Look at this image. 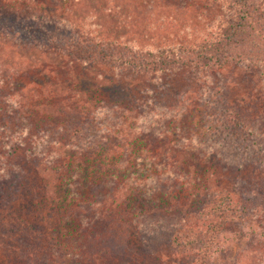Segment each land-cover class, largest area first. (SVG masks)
Returning a JSON list of instances; mask_svg holds the SVG:
<instances>
[{"label":"trees","instance_id":"1","mask_svg":"<svg viewBox=\"0 0 264 264\" xmlns=\"http://www.w3.org/2000/svg\"><path fill=\"white\" fill-rule=\"evenodd\" d=\"M49 2L61 9L49 20L36 0L10 6L43 27L26 45L43 82L26 92L32 81L0 62V264H215L226 227L264 191V0ZM3 24L0 36H15ZM99 64L165 88L171 117L156 105L136 129L98 126L79 74ZM231 66L258 76L261 107L227 100L235 92L214 77ZM113 102L98 100L99 112L120 110Z\"/></svg>","mask_w":264,"mask_h":264},{"label":"rangeland","instance_id":"2","mask_svg":"<svg viewBox=\"0 0 264 264\" xmlns=\"http://www.w3.org/2000/svg\"><path fill=\"white\" fill-rule=\"evenodd\" d=\"M36 1L38 4L40 3L43 5L41 7V14L48 20L50 18L47 9H52L56 12H59V10H61L57 8L56 4L49 2L50 0ZM12 4L13 0H0V23H4L3 25L7 29H13L16 33L15 36H0V62L6 63L7 67H11L12 65H14V67L18 71H21L19 72L21 74L20 79L23 82L28 83L32 81V85L29 86L28 90H25L26 92H28L35 83H42L43 81L40 79V77L38 78L39 74L35 70V65L29 61L30 52L26 49V45L30 43L32 37H34L35 35L38 41L42 39L39 35V31H41L43 27L34 25V21L38 19V17L33 18L31 16L30 18L29 15L25 13L26 11H22V9L26 10L23 5L19 4V10L17 12H12ZM99 14L100 11L95 12L96 16H99ZM112 15H114V13H112ZM130 15L132 18H134V10L132 8H130ZM46 26L51 27V29L55 28V26L51 25L50 23H48ZM60 35H62L61 32ZM1 39H4V42H2ZM47 61L51 63L48 69L49 74L52 75L51 79H53L55 76L53 71L58 69L55 63V59H47ZM94 67L95 68L93 69V72L90 71L89 73H82L77 69L74 70L75 74H78L77 72H80L79 76L82 79V89L86 90L84 92L86 100H84L85 103L83 101V104L90 105L94 108L93 112L98 113L96 117L93 116L97 125L102 124L103 127L107 129H136V127H138V124L141 127L142 125L150 122L148 120H140L135 122L133 120V117H137L136 115L141 116L142 114H146L147 117H149L151 115V108L156 105L161 109L162 113L166 114L168 112L170 114L169 117H171L172 114L171 111L169 112V108L172 105V98L167 95V90L165 91V88H158L156 84H153V82H149L148 79L131 76L129 72L113 71L109 67L100 64L94 65ZM22 71H26V73L23 75ZM97 74L100 76H98ZM185 76L189 75H184L183 73L178 75L179 79L174 78V80H184ZM161 79V83L163 85L165 84L166 80H168L166 84L170 81L169 77L167 76ZM214 79H217L219 81V83L214 81L218 85H224L226 83V80L227 82H229L228 87L233 90L235 94L233 93L234 95L230 97L227 96V100L233 101V99L235 100V98L238 101L246 100L251 105H254L253 103H256L257 106L261 107L262 102L260 99L262 98V95L257 87L258 76L253 71L242 66H231L225 68V70H222L221 77H214ZM108 83L111 85V87L107 86ZM107 88L109 89V93L107 92ZM177 89L180 90V88ZM127 94H129L132 99L139 100V103H141L142 106L145 107L141 109L138 106V103L135 102V100L130 101L127 98ZM29 97L31 98L32 95H29ZM109 97L110 101H114L113 103H118L117 105L121 106L119 107L120 110L115 109L111 112L109 110L99 112L100 106L98 104V100L106 101L109 100ZM123 106H125L126 109H124ZM112 107H114V104ZM157 117L158 115L152 114L150 121H153ZM125 118L130 122H124ZM112 119H116L115 121H117L116 128H113L114 122H111ZM166 123L170 126L173 124L171 120L167 121ZM82 129L94 128L90 126H84L82 127ZM3 187L4 185L0 182V188ZM263 192L264 191H259V194L255 193L256 203L254 206H252V210L249 213H246L247 216L241 223H239L236 218V220L233 219L232 223L226 227L222 236L227 239L224 245L227 244L228 250L222 256H215V264H264ZM4 197L5 196H0L1 261L5 260L9 253V231H6V233H4V231L5 227L9 225L8 214L10 212V209H8V204H6L3 200ZM22 216L23 215L21 214L20 218H17L15 214V218L20 224H22ZM167 234L168 233L165 232V230L160 231L157 235L158 241H163L166 238ZM19 249H25V247H19ZM42 251L45 252L44 248L42 250V245H40L37 248V254L40 255Z\"/></svg>","mask_w":264,"mask_h":264}]
</instances>
